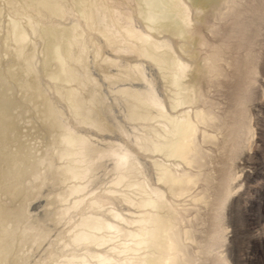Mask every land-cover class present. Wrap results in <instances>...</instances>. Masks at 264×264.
Segmentation results:
<instances>
[{
  "label": "rangeland",
  "instance_id": "1",
  "mask_svg": "<svg viewBox=\"0 0 264 264\" xmlns=\"http://www.w3.org/2000/svg\"><path fill=\"white\" fill-rule=\"evenodd\" d=\"M167 1L0 0V264H145L163 252L157 211L178 208V219L185 217L179 223L193 226V257L213 264L225 236L229 264H264V25L252 46L262 54L256 92L244 109L250 148L234 160L232 152L212 153L214 162L203 166L204 173L239 175L240 190L220 221L218 200L185 210L156 168L165 157L154 147L170 126L160 117L165 106L171 111L173 96L162 74L173 77L171 54L179 52L183 72L194 60L184 35L151 31L143 19L147 10L158 25ZM189 1L169 3L191 37L201 26L192 23L199 9L191 11ZM220 24V33L209 37L231 49L222 52L224 75L207 94L223 113L243 77L228 63L246 62L248 49L234 50L240 39L223 36L230 18ZM162 52L166 68L156 62ZM208 181L197 191L208 186L223 193L215 191L216 179ZM147 194L163 206L147 208L144 224ZM139 235L149 239L147 247L139 245ZM199 245L206 253L197 252Z\"/></svg>",
  "mask_w": 264,
  "mask_h": 264
},
{
  "label": "bare ground",
  "instance_id": "2",
  "mask_svg": "<svg viewBox=\"0 0 264 264\" xmlns=\"http://www.w3.org/2000/svg\"><path fill=\"white\" fill-rule=\"evenodd\" d=\"M142 1L145 3V0ZM182 1L184 3V0ZM167 2L168 6L167 8L165 7V14L167 13V15H163L164 17L159 20L158 25V21L154 25L152 24V18H150L151 16L147 13V10L143 15V19L145 22L147 21L146 23L151 31L163 32L164 34L170 33L174 37L184 35L185 42L182 44L185 47L186 44L190 43L187 50L189 52L188 58H194V60L191 61L189 59L188 61V59L185 58L189 65L185 72H183V63L182 67L177 64L179 61H177V59L180 58L179 52H176L178 57L176 54V57L171 54L170 65L172 69H174L173 77L170 78L168 76L169 72L168 74L164 72V74H162L164 77L166 76V81L173 86L171 90L173 96H171L172 99L169 97L171 103L169 100V103L167 102L171 105V111L165 106L163 111L165 114H161L162 117H160L164 119L163 121L167 120L170 126L161 130L163 133L160 135L161 137H158L161 138V140H154L157 143L155 144L154 151L152 150L153 153H160L165 157V160L159 161L158 159V163L156 162L158 166H156V168L158 167L160 172V180L165 178L168 181L167 183H169L168 186L171 190V195L174 196V199L177 201L176 203L180 202L178 203L179 206L187 210L188 207L192 205L196 207L201 204L207 206L209 203L218 200L216 204V210H218L217 215L220 221H224L226 219L230 200L241 187V184L238 182L239 175L230 170L225 171L223 175L218 174L220 170H218V173L216 172L217 174L208 173L209 171L204 173L203 171L205 170L203 166H205L210 159H213L214 156H217L214 155L212 156L213 158H211L212 153L232 152V159L234 160L244 152V149L250 148L251 140H249V137H252V126L245 120L247 113L244 109L245 105L253 100L256 92L254 84L257 77L255 75L262 54L261 52L253 51L252 46L255 43L259 31H261L262 25H264V0H245V4L242 0H190L189 3L192 4V9L189 8L191 11L196 8L199 9V11L193 12V16L195 13V19L192 17V23L198 22L201 26V28L196 30H190L192 32L191 37L185 35V32L189 29L186 30L184 17L178 12L177 8L172 7V3H169V0ZM187 2L185 4L188 5ZM160 9H163V7ZM227 18H230L232 25L223 36L227 38L237 37L240 39V43L237 47H234V50H238L241 47L248 50L245 54L246 62L237 58L231 63L230 61L229 63L227 62L233 67L237 77H240V73H243V77L240 79L241 83L239 86L237 84L234 90L233 103L228 106L227 110L225 109L224 112L221 113L220 111L222 109L217 105L218 103L216 104L212 101L207 91L220 76L222 77L224 75L223 68L218 62L221 59L222 52L231 48L227 46L228 43L216 45L217 41L213 40L209 35L213 36L220 33L222 30L220 21ZM170 23L173 24V27ZM199 25L197 27H199ZM22 35L24 34H21L22 39H24ZM17 36L19 37V35H16L18 40ZM20 39L21 38H19V40ZM181 45L179 46L181 47ZM177 48L178 46L176 49ZM56 52H58V48ZM164 55H166L165 52L159 54L156 62H158V64H163L164 68H166L168 65L167 61H160ZM181 58H183V56H181ZM163 70L165 69H162V71ZM168 70H171V68H168L165 72ZM164 83L166 82L164 81ZM218 108L220 111H218ZM210 161L214 162L212 160ZM210 179L217 180L216 185L213 183L215 191H218V189L223 190L221 195H219V193L217 194L220 197L215 194L216 192H208V186L202 187L200 191H197L196 187L201 180L209 182L208 180ZM209 184L211 185V183ZM161 186L163 187V185ZM144 203L145 210H143L144 214H142V219L145 224L146 219L144 218L146 217L147 208L157 207V204L161 203L157 202L150 194H147ZM167 203V200L164 199V205ZM183 203L185 207L181 205ZM161 205L163 206V203ZM177 210L179 213V208ZM178 213L175 210L169 211V214L157 211L161 225L155 227V233L157 234L158 244L163 252L156 257H149L146 259L145 264H193L192 262L196 260H200L199 264L208 263L206 258H195L189 253V245L191 243H197L193 233V226L190 225L191 223L182 226L179 222L180 220L184 221L185 217L182 215L179 220ZM98 229L101 228L99 227ZM226 230L227 229L224 228L223 231L225 232ZM140 235L139 245L144 244L143 247H147L148 244L146 245V241L149 239H145L143 236L144 234L141 237ZM225 240L226 237L222 236L219 245V248L222 249L218 251L213 264L228 263L225 253L227 249H223V247L226 246ZM201 246L202 245H199L197 247V252L206 253V250L203 251V246L201 250Z\"/></svg>",
  "mask_w": 264,
  "mask_h": 264
}]
</instances>
